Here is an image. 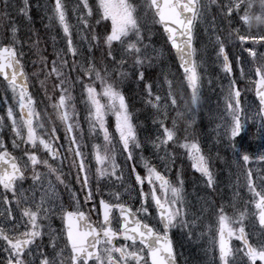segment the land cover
Returning <instances> with one entry per match:
<instances>
[{"label":"snow or ice","instance_id":"obj_1","mask_svg":"<svg viewBox=\"0 0 264 264\" xmlns=\"http://www.w3.org/2000/svg\"><path fill=\"white\" fill-rule=\"evenodd\" d=\"M8 6V0H3L0 17H9ZM256 7V0H147L145 15L151 12L153 23L162 27L168 43L180 61L179 67L183 70L187 88L191 90V107L188 108L191 119L186 121L188 128L195 124L200 105L201 77L197 71L193 29L197 22L204 20L208 23L206 31L212 33L214 46L218 49L216 55L218 58L222 57L225 73L233 72V62L229 59L226 44L235 42L241 47L236 63L240 66L241 78L249 73L253 77L248 83L254 86L258 100V111L253 117L254 124L259 121L255 135L256 139L264 142V51H260L264 49V31L260 30L264 28V0H259L258 13L255 11ZM51 11L52 15L48 19L58 22L66 38V51L73 60L69 63L66 55L62 56L60 52L54 51L53 56L56 58L51 61L47 73H44V68L48 66V61L41 57V73L46 78L54 76L57 82L53 84V96L47 98L55 99V93L59 90V98L52 107L57 110L58 117L64 124V139L74 145L67 150L73 157L71 166L77 169L76 178L87 189L83 203L91 206L83 210L75 193V207L71 204L65 207L63 203L57 205L56 190L50 179L38 201L35 191L29 195L23 190V183L28 179H31L33 188L38 184L43 187L46 176L55 175L59 184H64V179L56 174L57 169L49 163V160L58 159L62 162L59 146L56 144L60 139L56 134L58 130L52 128L51 140L37 134V126H43L38 122L39 113L34 107L36 101L28 92V79L21 63L23 53L17 47L20 43V29L14 22L9 21L7 30L0 34V77L7 82L12 99L19 106L18 122L14 105L9 104L7 96L4 97L3 103L8 105L7 119L11 121L14 135L11 146L14 150L21 151L22 155H13L5 141L0 138V205L3 206V211H0V264H176V253L169 232L178 225L191 230L199 217L194 216L191 221L187 219L188 213L184 210V180L178 177L177 182L172 183L165 174L169 170V162L174 164L176 160L175 153L168 151L169 147L178 146L187 152L192 161V169L205 178L209 189H214L216 181L209 157L205 156L200 143L195 139L189 140L187 136L181 143L176 121H172V127L167 125L168 109L179 107L173 81L165 80L168 88L163 95L159 94L162 86H157L155 81L148 82L154 67L155 57L152 53H156L157 57L162 53L156 52L151 44V36L142 31L137 8L129 0H97L95 12L89 0H79L73 11L79 13L77 20L80 26L90 33L89 36L81 38L88 42V47L83 52L74 45L72 26L63 0H54ZM19 12L31 20L28 0H24V6ZM209 16L211 19H208ZM91 19H95L97 28L103 29L102 34H96L93 25L89 23ZM254 24L256 31L252 30ZM132 36L135 38L132 39ZM39 43L37 36L34 41L37 50ZM101 45L104 46L102 59L111 63V71L107 65L102 68L97 66L95 51L101 50ZM244 53L251 58L254 65L249 68V73L244 70ZM78 56L83 57V63H77ZM129 59L131 65L128 63ZM129 67L131 70H126ZM72 73L76 75L73 77ZM129 77L144 85V103L158 117L153 123L156 124L159 134L152 142V147L157 150L155 155L165 168V171H161L143 157L140 158L143 175L137 170L136 164L130 166L134 182L139 186L140 207L135 210L122 202V193L118 190L109 191L108 199L101 196L96 201L95 196L98 193H94L89 185L82 145L77 142L75 134L69 135L79 127L72 123L76 119L74 107L71 113L69 111L73 100L69 88L78 83L85 98L86 119L90 129L103 133L104 145H93L97 180L108 177L122 184L123 168L117 163L114 146L110 147L112 138L106 118L109 112L115 116V129L119 134L121 152L126 154L125 162L135 160L134 152L142 150V145L132 124L126 97L118 88V83ZM241 96L238 80L231 78L224 97L225 111L230 119L217 125L219 138L216 143L223 142L235 157L234 162L244 166L245 186L250 195L247 203L255 210L251 215L257 222L261 235L255 243L249 238L250 233L245 227L249 216L247 207L234 218L227 214L223 205L219 206L214 212L218 221L219 261L220 264H264V176H258L248 167L253 160L264 163V143L258 152L251 154L248 150L251 145L245 148L242 143L247 134L248 117L243 115ZM187 103L186 101V106ZM176 115L183 116L184 113L177 112ZM3 119L4 117H0V122ZM21 144L25 145L23 149L20 148ZM41 148L47 159L38 154ZM160 151L164 152L163 156H159ZM41 167L47 169V172L38 171ZM27 171H31V177L26 175ZM79 173H83L82 178ZM145 184L148 192L144 191ZM236 195L239 196V193ZM152 206L158 217L159 229L146 222L151 218L149 208ZM92 212L98 217L95 223L91 220ZM57 215L61 219L62 228L48 231L45 240V222ZM237 224L238 228L235 227ZM233 239L239 241L241 248H233ZM61 240L63 246L60 245ZM117 242H121L119 246ZM237 253H240L239 261Z\"/></svg>","mask_w":264,"mask_h":264},{"label":"rangeland","instance_id":"obj_2","mask_svg":"<svg viewBox=\"0 0 264 264\" xmlns=\"http://www.w3.org/2000/svg\"><path fill=\"white\" fill-rule=\"evenodd\" d=\"M141 8L138 9L137 14L139 16L140 22L144 21L145 23L151 24V16L149 15V12L147 15H145L146 11V2L143 0H138ZM65 4L69 6L71 9L68 11V19L69 23L72 27V33H73V42L74 45H76L81 52H83L84 49L88 47L87 40H82L81 38L85 35L82 34L84 31V28L80 26L79 21L77 20L78 13L73 11V8L79 3V0H63ZM206 2V0H205ZM90 5H94L97 3V0H89ZM142 3V5H141ZM29 4V14L31 16V20L29 21L27 17L23 16L19 9L24 6V0H8V12L9 17L3 18L6 20L7 25L9 26V21L14 22L20 29L18 33V41L20 42L18 44V49H21L25 53L31 52L33 49H29L31 47V43L28 42L29 38L25 41L21 40V38L24 36V34L30 35L33 38L35 37V27L37 28H44V31L48 33L50 36H53L56 38V41L53 45V51H58L60 53H63V51H66V38L64 36V33L59 26L58 22L53 20H49L48 17L52 15V6L54 5V0H28ZM257 7L255 11L258 13L260 11L259 9V0H256ZM3 8V0H0V9ZM211 19V18H208ZM199 26H201V34L199 38V50H200V62H199V68H200V93H208L209 96H217L218 102L222 105L219 109V111L215 113L216 116H214L212 122L209 124L208 128L213 129L211 131V134L214 136L213 139H207L202 137L197 142L200 143L201 149L204 151L208 150L209 156H217L215 154L216 149L219 152L218 157L221 158V167L222 171H217L214 167H211V170L214 175V179L216 181L215 187L213 190H217V187H221L220 192H224L226 194V197L230 200H233L237 198L236 193L240 192V185L244 182V166L242 164L236 163L235 157H233L232 152L224 143L217 144L216 141L219 138L217 135V125H222L226 123L230 117L228 116L227 112L225 111V93L227 90V86L229 84V81L231 78H236L238 80V84L240 85L239 88L241 90L245 91V97H244V113L243 115H246L248 117L247 122L249 124L256 125L259 123L257 120L256 123H253V117L254 114L257 112L253 108L254 102L250 100L249 97V88L252 87L251 84L248 83L250 79H253L251 74L249 73V68L254 67V65L251 63V58L247 57V54L244 53L245 63H244V70L245 73H249L248 75H245L243 78L240 77V66L236 63V57L241 52V47L237 46L235 42H229L226 44V51L228 52L231 50V59H235V70L237 74H234L232 72L231 74H224L223 71V61L221 62L220 58L217 57L216 53L218 49L214 46V38L212 36V33L209 31H206L208 29V23L206 21H199ZM29 24L33 25L31 28L29 27ZM110 26V25H109ZM150 26L146 24H142V31L145 32V35L151 36V44L156 49L157 53H162L160 56H156V53H152L154 58V67L150 74L151 79L148 82L155 81L157 86H162V90L159 94L163 95L168 88L167 83L165 80H171L173 81V90L177 92V98H178V108H169L168 109V118H167V125L168 127H172V121H176V127H177V134L179 141L182 143L184 141L185 136L189 138V140H192L190 138L189 130L191 131V127L188 128L186 121L191 119V116L188 114V108L191 107V90L187 88L186 81L183 79V74L180 73L175 66V63L173 62L169 50L165 43L158 37L157 39H153V35H155L154 31L150 28ZM156 26V25H155ZM222 27V25H221ZM237 27V26H236ZM240 27H242L240 25ZM48 29V30H47ZM156 30L158 33V27L156 26ZM253 31H256L255 24L253 25ZM261 31H264V28L260 29ZM3 33L5 30L2 31ZM47 37L45 40L47 41L48 45L51 46V38ZM132 39L135 37L132 36ZM53 42V41H52ZM119 46H117L118 48ZM260 51H264V49H261ZM65 55H68V53H65ZM100 55L99 50L95 51V58H97ZM78 63H83V57L78 56L77 57ZM129 65H131V59L128 60ZM107 65L109 68V71L112 70V65L110 62L103 60L102 67ZM198 69V66H197ZM130 71V67L126 69ZM175 70V71H173ZM220 72L224 74L223 77H221ZM113 80H115V77H113ZM209 82L211 85L210 92H206L204 88L207 87V84L204 82ZM75 95L79 92V84H75ZM204 88H203V87ZM119 90L123 91L127 103H128V110L131 116L132 124L134 125L136 132H142V135L144 136L146 143L151 145L149 151L151 153L152 159L155 161L157 160V156L155 155L156 149L152 147V142L156 140L157 135L159 134L157 131L156 124L153 123L155 119H158L157 115L155 114V111L150 109L145 103L146 99V93L144 91V85L138 84L135 82V80L131 77H129L127 80L123 81L122 83H118ZM98 91L100 90L97 89ZM82 93V90L80 91ZM182 94V98H181ZM7 96L9 98V104H16L15 100L12 99V92L11 89L3 84L0 83V117H4L3 121L0 122V129L4 128H11L10 123L6 120L7 118V106L3 103L4 97ZM82 98L83 104L84 103V97L80 96ZM187 103V106L185 105V102ZM106 102V101H102ZM202 100L200 99V104ZM18 105V104H17ZM200 106V105H199ZM17 108V107H16ZM86 108V105H85ZM181 112L184 113L183 116H177L176 113ZM81 117L85 128V135L83 136V141L89 145L90 143L92 145H104V139H103V133L100 132H93L90 129L87 117V110L82 109L81 111ZM20 119V118H19ZM11 122V121H10ZM106 123L108 126L109 133L114 132L116 136L119 138V134L116 132L115 129V116L109 112L106 118ZM195 124L200 125L199 115H196V122ZM194 124V125H195ZM208 125V124H207ZM141 130H139V129ZM220 131L222 132L223 129L221 128ZM26 133V130H25ZM112 138V137H111ZM139 140V138H138ZM255 139L251 140L253 142ZM119 141V140H118ZM264 143L257 139V144L255 147V150L253 153H256L260 150L261 144ZM250 145V141L246 142V147ZM174 148L180 149L187 157L185 161H189V164L191 165L192 161L189 159L187 152L179 148L178 146L169 147V152H174ZM251 154V153H250ZM116 155V153H115ZM160 156L164 155L163 151L159 152ZM117 157V163L123 168V182H114L113 180L109 179L108 177H105L101 179L105 182L107 186L113 187L114 191L120 188H127L130 185H133L131 176V171L129 169L128 162H125V159L122 154L116 155ZM160 162V166H164L163 163L158 160L157 163ZM171 163V162H169ZM248 167H251L258 176H264V163H259L253 160ZM192 168V167H191ZM163 170V169H161ZM134 177V174H132ZM201 176V175H200ZM201 189L197 190L199 195H195L194 198L191 199V203L185 206L184 210L188 213L187 219L191 221L194 216L199 217V219L196 220L195 226L190 230L189 228L182 227L178 225L179 228H174V231L179 230L183 240L178 245V254L181 257H185L184 261L186 264H191V256L189 255L187 249H188V243L185 242V239L187 236L189 237V240L191 241V244H199L201 248L205 250H210V248L213 246V243L215 244V234L218 232V221L217 217L214 214L215 210L221 206V200L218 201V203L214 200H212L209 196L203 195L202 191L204 190L205 193L209 192V188L207 187L204 177H202ZM131 181V183H130ZM259 182V181H257ZM130 184V185H129ZM246 188V186H244ZM139 192V189L137 190ZM136 195L133 198H136ZM250 200V195L246 197L245 207H247L249 216L246 219L248 222V225L250 227L253 226L255 229V236L256 238L260 237L261 233L260 230L255 227L256 224L253 223V220L251 217V210H253V207L248 205V201ZM244 207V209H245ZM235 216L237 217L239 211H244L241 209H235ZM231 216V215H229ZM191 233V234H190ZM176 235V239H177ZM191 250V249H189ZM197 249H195L196 251ZM208 261H213L210 257H207Z\"/></svg>","mask_w":264,"mask_h":264},{"label":"flooded vegetation","instance_id":"obj_3","mask_svg":"<svg viewBox=\"0 0 264 264\" xmlns=\"http://www.w3.org/2000/svg\"><path fill=\"white\" fill-rule=\"evenodd\" d=\"M54 164H57L58 162H53ZM61 163V162H60ZM53 179L55 180V175H54V177H53ZM56 181V180H55ZM56 183H58L57 181H56ZM63 204L65 205V207H67L68 206V204H67V202L64 200L63 201ZM98 221V219H97V217H96V215H95V213L93 214V216H92V222H97ZM59 222H61L60 221V219H59ZM62 223V222H61ZM121 242H117V246H119V244H120Z\"/></svg>","mask_w":264,"mask_h":264},{"label":"water","instance_id":"obj_4","mask_svg":"<svg viewBox=\"0 0 264 264\" xmlns=\"http://www.w3.org/2000/svg\"><path fill=\"white\" fill-rule=\"evenodd\" d=\"M174 50V49H173ZM174 53H175V50H174ZM176 55V54H175ZM177 58V57H176ZM177 61H178V63L180 64V61L178 60V58H177Z\"/></svg>","mask_w":264,"mask_h":264},{"label":"trees","instance_id":"obj_5","mask_svg":"<svg viewBox=\"0 0 264 264\" xmlns=\"http://www.w3.org/2000/svg\"><path fill=\"white\" fill-rule=\"evenodd\" d=\"M198 48H199V46H198Z\"/></svg>","mask_w":264,"mask_h":264}]
</instances>
